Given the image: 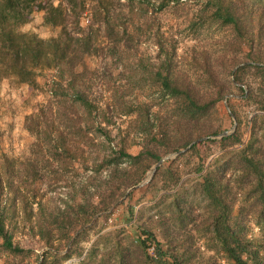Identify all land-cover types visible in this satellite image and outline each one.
Instances as JSON below:
<instances>
[{"label": "trees", "instance_id": "trees-1", "mask_svg": "<svg viewBox=\"0 0 264 264\" xmlns=\"http://www.w3.org/2000/svg\"><path fill=\"white\" fill-rule=\"evenodd\" d=\"M116 1L92 0L89 27L80 24L86 0L39 2L43 24L58 29L42 36L24 28L38 0H0V86L7 81L36 90L43 71L56 70L51 98L24 118L35 137L29 151L16 156L0 149V260L33 264L34 250L15 240L31 233L47 246L38 264H64L74 256L78 264H264L263 17L244 0H203L191 25L228 26L232 38L224 54L194 47L188 56L198 71L192 75L182 64L179 38L164 37L156 40V60L135 55L113 76L86 56L108 49L121 58L148 24L134 10L145 0ZM116 3L127 9L112 10ZM231 48L245 51L244 59ZM125 77L122 90L118 81ZM233 83L254 110L242 116L231 105L236 128L216 139L220 151L208 160L201 146L225 130L200 127L233 93ZM143 84L156 101L129 98ZM99 85L107 93L101 100L92 96ZM123 116L114 144L111 126ZM194 140L159 165L148 183L132 188L164 155ZM135 144L141 149L132 153ZM185 157H197L188 170L180 162ZM193 192L205 199L207 211L196 208ZM121 205L129 216L109 225Z\"/></svg>", "mask_w": 264, "mask_h": 264}, {"label": "rangeland", "instance_id": "rangeland-1", "mask_svg": "<svg viewBox=\"0 0 264 264\" xmlns=\"http://www.w3.org/2000/svg\"><path fill=\"white\" fill-rule=\"evenodd\" d=\"M49 1L51 0H38L35 4V10L31 15L30 22L24 27L25 29L36 30L42 36H50L57 33V28L43 24V21H41L42 16L40 14V11L42 10L37 8L39 2ZM54 1L57 2L58 0ZM86 1V8L91 10L92 0ZM202 1L203 0H180L177 5H173L171 3L170 5L163 7H160L159 5L160 0H145L142 4L136 3L134 7L135 13L141 17V20H148V24L151 27H149L147 23L141 22L142 30L136 45H134V47L130 50H121V52H119L121 58L114 57L112 52L105 49L103 51L99 50L98 53L86 56L87 62L93 68L98 69L99 72H102L106 67H109L113 73L112 75L117 76L123 73L128 63L135 60V55L150 57L152 60H156V54L158 51V44L156 43V40L159 38L161 39L164 37L175 36L180 40L179 53L184 54L185 56L182 63L183 66L190 72V74H197L198 69L191 63V58L188 56L191 50L196 46L207 48L213 56L218 57L226 52V44L228 40L232 38V31L228 26H219L216 24L212 26L198 24L194 26L191 25L190 20L192 19L193 13ZM244 1L249 4L254 14L262 16L264 20V0ZM121 2L126 1L121 0ZM122 7L127 9V6L119 5L118 3L113 4L111 9L119 10ZM97 26L98 23H95L94 27ZM100 28L101 30L99 33L102 35L104 33V24H101ZM235 50V48H231L230 52L233 51L234 55L236 54L239 60H243L245 57V51ZM245 50H247V48H245ZM220 58L221 57L218 59ZM223 68L225 67L222 65V69ZM55 74L56 70L54 69L43 71L39 77V87L36 90L32 86L26 84H24L25 86L23 88H20V86L12 85L7 81L2 82L0 86L1 150L6 151L10 155L16 156L23 155L29 151L35 137L24 128L25 115L34 110L38 103H43L51 98L52 92H50V86L52 87ZM249 80L252 81V78L249 77ZM118 82L123 86L122 90H125L127 78H121ZM99 86L100 87L96 86L94 88L92 96L95 99L101 100L107 93L104 91V85ZM236 86L237 83H233V93L226 95L217 103L216 107L208 116L207 122L204 125H201V129H211L218 132L223 130H229L231 132L234 130V123L237 122V119L230 112L231 105L236 107L242 116L247 114L249 115L253 112L254 106L248 105L245 100L240 99L241 92ZM244 86L247 88L246 84H244ZM153 92L154 91L149 88L148 85L143 84L142 88H136L133 92H131L129 98L135 101L151 100V102H154L157 99L153 97ZM153 108L156 110V105H154ZM3 116L7 119H2ZM116 120L117 124L111 126L112 135L115 138L114 144H117L118 128L119 126H125L124 120H126V117L123 116L122 118H116ZM246 136L248 135L246 134ZM219 137V135L212 136L211 138L215 140H209L201 146V153L204 157L208 153L211 154L209 155L210 157L208 160L220 151V143L216 140ZM140 149L141 146L135 144L129 148V151L137 153ZM195 161H197V157L192 160L188 159V157L180 159V162L182 163L181 166H183L182 168L185 170H188L191 166H193ZM150 170H148L146 177L148 176ZM190 175H195V173ZM49 194L55 195L54 192H50ZM136 196H139V194ZM148 196H150V194ZM192 198L194 205L200 212L208 210L206 201L199 192H193ZM145 201H143L141 205L145 204ZM128 216L126 206H118V208H116L114 213L110 216L108 224L111 226L122 225ZM257 231L258 230H256V232ZM15 240L22 246L32 248L34 250V255L32 257V261H34L33 264L38 263L37 260L42 258L44 250L47 249L45 243L40 240L39 237L34 236L31 233H18L15 236ZM83 245L88 246V242H83ZM78 262L79 257L74 256L65 261L64 264H78ZM0 264H3V260H0Z\"/></svg>", "mask_w": 264, "mask_h": 264}, {"label": "water", "instance_id": "water-1", "mask_svg": "<svg viewBox=\"0 0 264 264\" xmlns=\"http://www.w3.org/2000/svg\"><path fill=\"white\" fill-rule=\"evenodd\" d=\"M241 65V64H240ZM230 112H231V114H233V112L231 111V109H230ZM234 116V115H233ZM236 125H237V122H235L234 123V128L233 129H235L236 128ZM230 133V131L229 130H225V131H223L219 136L221 137V136H223V135H227V134H229ZM209 136H205V137H203V138H201V139H206V138H208ZM198 140H200V139H198ZM198 140H194L193 142H191L186 148H184V149H182V150H180V151H175V152H171V153H168V154H166V155H164L154 166H153V168L149 171V173H148V176L144 179V180H142L141 182H139L138 184H136L135 186H133L132 188H137V187H141V186H143V185H145L146 183H148L150 180H151V178L153 177V175L155 174V171H156V169H157V167L159 166V165H161L165 160H167V159H169V158H172V157H174V156H176V155H178L180 152H184V151H186V149H188L189 147H191L196 141H198ZM132 188H130V189H132ZM129 189V190H130ZM128 190V191H129ZM66 250H63V251H61V252H65ZM36 264H38V263H36Z\"/></svg>", "mask_w": 264, "mask_h": 264}, {"label": "built area", "instance_id": "built-area-1", "mask_svg": "<svg viewBox=\"0 0 264 264\" xmlns=\"http://www.w3.org/2000/svg\"><path fill=\"white\" fill-rule=\"evenodd\" d=\"M80 24L83 27H89L93 24L92 13L91 10H89L88 8H85L82 11L80 16Z\"/></svg>", "mask_w": 264, "mask_h": 264}, {"label": "crops", "instance_id": "crops-1", "mask_svg": "<svg viewBox=\"0 0 264 264\" xmlns=\"http://www.w3.org/2000/svg\"><path fill=\"white\" fill-rule=\"evenodd\" d=\"M40 14H41V16H42V20L41 21H43V15H44V11H40ZM25 85H22V86H20V88H23ZM2 119H7V118H5L4 116L2 117ZM10 121H11V119H10ZM23 121V120H22ZM22 126H23V122H22Z\"/></svg>", "mask_w": 264, "mask_h": 264}]
</instances>
